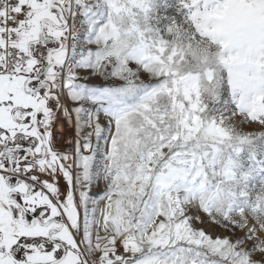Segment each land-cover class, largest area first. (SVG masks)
<instances>
[{
  "label": "snow or ice",
  "instance_id": "snow-or-ice-1",
  "mask_svg": "<svg viewBox=\"0 0 264 264\" xmlns=\"http://www.w3.org/2000/svg\"><path fill=\"white\" fill-rule=\"evenodd\" d=\"M0 264H264V0H0Z\"/></svg>",
  "mask_w": 264,
  "mask_h": 264
}]
</instances>
